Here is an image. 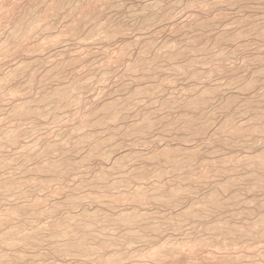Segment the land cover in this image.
<instances>
[{
	"label": "rangeland",
	"instance_id": "obj_1",
	"mask_svg": "<svg viewBox=\"0 0 264 264\" xmlns=\"http://www.w3.org/2000/svg\"><path fill=\"white\" fill-rule=\"evenodd\" d=\"M54 1L55 0L53 1L52 0H0V82L1 84L4 83L2 85L3 87H5L4 90H6L4 91V94L2 95L3 97L0 96L1 97L0 98L1 99L0 100V134H1L0 135V185L8 181L7 179L9 180L18 179L22 181H25L26 179L28 180L31 179L29 180L30 184H28L27 186L24 185L21 189H19V192H18V189H15L14 191L13 190L6 191L5 187L1 188L0 190L1 191L0 192L1 194L0 195V219L5 218L7 216L6 215L7 212L9 213V210H7V208L14 207L15 209H18V207L22 208V205L23 207L24 206L26 207L27 204H28L27 206L32 204L33 209L47 210V212L43 213L45 215L43 214L41 215L42 217L34 216L31 214L29 215V213L26 215L25 212L24 213L19 212L18 214L14 215V217L12 215L11 217L12 219L10 218L0 225V256H2L0 257V260H1L0 264H45V263L46 264H101V261L98 260L97 257H95L96 256L95 254L86 255V254L81 253L80 251H74V252L64 251L65 253L63 254L62 252L63 251L62 248L64 246L63 243H65L66 242L65 240L69 239L70 236L55 235L57 229L51 225L56 220L60 218L62 219L63 217L68 216V214L69 215L71 214L72 216L74 215L76 218L81 219L84 212H88L90 214L92 213L97 214L98 226L97 228L95 227L94 230H91L88 228L84 229L85 228L84 226L77 227V231H76L77 234L75 235V238L76 237L77 238H81V237L87 238L86 236L92 237L90 238L89 242L91 245L96 246V247L100 244L102 240H105L106 238L108 240H115L114 242L117 241L118 243H115L114 244L115 246L112 245L113 248L115 249L112 248L111 250L112 246H110V248H108V251L106 252L109 255L110 253L124 254L125 253L124 250H125L127 252L129 251L128 253L130 254H128L127 257L124 256L125 259L121 258L119 260L120 263L118 261L116 264H124V262H127L126 264H129V263L130 264H135V263H141V264L142 263L144 264H198V263L199 264H215V263L216 264H257L260 262H261L260 264H264V238L260 240H257V239L249 240L246 237L241 235L243 233L242 231H238L233 235V237L235 238L234 241L229 242V243L224 242L222 244H218L216 236L213 233V230L211 229L212 225L217 224L216 222H224V221H230L235 225H242V226H238V228H243V226H245L246 224L258 223L255 221L260 220L261 218L259 217L264 214V205H262L264 204V188L261 190L260 189L252 190L251 185L255 184V182L253 180L252 181L254 183L251 182L250 178L252 177L250 176H251L252 171L254 170V167L246 163H245L246 165L243 164L244 163L243 158L245 159L249 155L253 156L254 154L257 155L258 153H262V156H264V153H263L264 152L263 151L264 150L263 148L264 147V129H263L264 128V118H262L264 117V115L261 118H257V119L254 116L255 115L254 113L256 111V110L254 111V109H256L257 107H259V109H261V111L264 112V101H263L264 100V93H263L264 92V37L257 35V33L252 32L251 34V32H249L248 33L249 35L246 34L247 36L244 35L240 37V35H237L239 37L237 38L235 37L233 39L231 38L232 35L234 36L238 34L240 31L250 29L251 27V25L249 24L250 20L251 21L257 20V22L258 21L264 22L263 21L264 20V0H222V1L209 0L205 2L200 0L199 1L200 4L197 0H179L178 2H180V7L176 10L175 14L171 15L169 19L167 18L162 19V20L157 19L158 21L154 22L156 24L152 25L151 26L152 28L150 26H149L150 28L148 27L150 30L148 28H141L139 26L140 23L142 24L143 18L141 19V16L138 15L139 13L137 10L141 8V5L144 4V2H153L155 0H118L119 1L118 3H116L117 0H111L110 3H107L109 2L108 0L106 1L104 0H74V4L77 5V8H78L76 9L74 17L69 16V14L67 13L68 11H66L67 8L64 10L61 9L60 11H58V9H54L53 6L51 7V5H54L52 3H57L56 1L55 2ZM157 1H161L162 4L163 2H167L166 5L168 7H170L171 5L170 2L177 3L176 0L174 1L173 0H163V2L162 0H157ZM191 1L194 2L192 3L193 6L191 4L189 6L188 4ZM120 2L124 6H121ZM186 3L188 4L189 7L187 6ZM115 4H118L120 6L116 7L118 5H115ZM166 5L164 3V6ZM48 7L50 8V11ZM33 8H35L36 12ZM46 9L48 12L46 11ZM31 10H34L32 11L33 15L31 14ZM55 11H58V12H55ZM99 11H101V13H98ZM90 12L96 13V14H93L95 15V17L97 14L99 15L102 14L101 16L98 17L100 18V20L102 19L103 22H105V20L107 21L110 20L112 23H115L116 25L123 26L124 29L127 28L128 32H124L125 33L124 35H119V36L116 35V37H113V38H109V37L104 38V37H97V36H95L96 38H98L96 40H95V37L86 36L87 38H84L86 34L88 35L87 33L89 31L88 28H90L89 26H91L89 24L90 22L88 21L89 23L88 22L83 23L84 26L88 25L87 26L88 28L84 30L86 31V34L83 31V28L85 27L82 26L83 27L81 28L82 30L80 29V31H76L72 25L73 24L79 25L80 22H82V19H84L83 15L87 16V13L89 14ZM26 14L29 16L30 15L35 16V14H37L38 21H36L35 19L36 24H33L32 33L31 34L27 33L26 34L27 38L24 37V35L21 36L20 38H18V39H21L19 41L16 38H14V34L16 33L15 27H16L18 19L20 20L21 18L25 19V17L26 18L28 17ZM129 15L131 16V18ZM46 16H49V17L46 18ZM78 16L80 19H77ZM39 17H40V20H39ZM107 17H109V19ZM43 19H46V20L43 21ZM64 19L67 21H65ZM77 20H80V21H77ZM202 20L212 21L213 22L212 24H214V26L210 25V26H213L212 29L211 27L204 28L202 26L196 27L195 25H193L194 23L196 24ZM71 21L72 22L74 21V23H72ZM132 22L134 23V25H132L133 24ZM34 25H38V26H34ZM128 26L130 29L128 28ZM67 28L69 29L67 30ZM204 29H206V31ZM70 31L73 33V35L70 33ZM81 32L82 33L84 32L83 36ZM77 33L79 36H77ZM11 35L14 39H12ZM224 35L225 36L227 35V36L225 37ZM221 36H224L223 38L224 40L219 41L220 42L219 43L216 40L218 37H221ZM99 38H101V40ZM228 38H230L231 40ZM241 38H243V40ZM151 41L153 44H156L157 46H159L158 48L162 46L165 47L166 45H169V44L176 45L177 47L182 49L183 53L178 58H176L174 61L169 63V60L171 61V59L167 57L168 54L166 56V53L164 54L161 53V56L156 58L155 49H151L150 51L152 52L149 51L148 53L149 55H147V58L149 61H148V64L145 65L146 67L144 68L142 65L141 66L142 68L137 67L133 69L132 66H134L135 63L139 61L138 58H139V55L141 54V51ZM5 46H6V49L3 48ZM178 68L181 70H179ZM197 70L200 73H202V75H204L205 77L202 76L204 77L202 78L200 76L201 77L200 78V77L193 75L195 74V72H198ZM257 75L258 76L260 75L262 77H259V79H257L256 78ZM254 78L258 82L256 81L255 82L256 84H253L254 85L252 87L253 89H251V87L247 88L246 87L247 83ZM81 79L82 81H80ZM73 82H76L75 84H80L81 86L83 85L81 84V82L84 83L83 88H81L78 92V95L81 97V100H80L81 102L79 101L78 103H73V104L65 103L66 105L65 104L57 105L53 103L52 99L50 101V97L52 96L51 94L53 93L52 91H54L56 88L62 85L65 86L68 84H72ZM136 83L138 84L136 85ZM85 85H88V86H85ZM138 88L143 89V91L144 90L148 91L149 89H153V91L151 93L150 92L140 93L141 95L139 96L138 94V97H137V94H135L134 91ZM195 88L198 90H194ZM205 88H207V90ZM212 89H214V91ZM80 91H81V94H80ZM208 92H210V94H208ZM258 92H261V93H258ZM48 93H51V94H48ZM202 93H207L208 95H212V96L207 95L206 102L208 100L210 101H208L205 104L206 105L205 107L203 105L201 108H199V110H197V109L187 108L184 105L185 101L187 100V97L188 99H190L196 95L199 96ZM128 96L129 97L131 96V97L128 98ZM150 96L152 97L151 99H150ZM184 97L186 100H184ZM230 97L232 99L234 97V100L230 99ZM40 99H41V102L40 103L38 102L39 104H35L37 103L36 101H39ZM134 99H136V101ZM168 99L169 100L172 99L173 101L170 100L171 102L176 101V104L175 103L173 104L174 107L168 105L169 109L166 106V102L167 103L170 102L168 101ZM42 100L46 102V104L43 103L46 105V107L43 104L41 105V103L43 102ZM229 100H231V102ZM28 101L29 102L31 101V102L29 103ZM123 101L125 103H122ZM128 101L129 102L131 101V103H128ZM182 101H184V103ZM26 103L27 104L29 103L28 106H31V104H33L32 107L35 109L36 107L44 106L45 108H48V111L52 113L45 114L46 116L45 115L41 117L38 116L39 117L38 119H36L37 118L36 115H34L33 117H30V119L29 118L24 119L22 117H16L12 114L14 113L15 104H26ZM108 103H116L118 106H120L119 108H122L125 105L123 107V110L120 109L123 112L122 118H117V120L115 119L103 120L104 117H106V111H104L103 109L106 104L108 105ZM248 103L252 105L258 104V106H255V108H251V107H248L247 105ZM164 105L166 106L167 110L164 108L165 107ZM170 107H173V108H170ZM246 108L250 110L247 111ZM175 109L177 112L175 111ZM186 113H188V116L191 115L195 118L196 122L194 124V127L195 126L197 127L191 130L182 127L183 126V123H181L182 117L180 116ZM195 113L197 114L196 116L198 118L195 116ZM201 113L202 115H200ZM10 114H12V116H10ZM149 114H151L152 116H150ZM230 114L233 118V125L229 129H225L229 132L228 133V132H225V130H223V128L221 127H223L225 123L224 121L227 122V119L230 118ZM14 117L16 120L14 119ZM146 117L152 120L149 121V119ZM142 120H146L148 122L145 121L144 123V121ZM84 121L85 123L88 122V124L87 123L85 124ZM151 121L154 123H152ZM155 121L157 122L155 123ZM98 124L100 125L101 128L99 127ZM136 124L138 126H143V127H147L148 125H151L152 128L148 126L149 128L145 129V132L137 133L136 131H132L133 126H135ZM88 125L89 127H87ZM82 126L83 128H81ZM254 126L256 129H254ZM16 127H18L19 129ZM204 127L205 128L208 127V128L204 130ZM219 128L222 129L224 132L222 130L218 131L217 129ZM12 129L13 131H11ZM15 130H18L20 133L16 137L15 140H11L8 137H6L7 136L6 134H8V132H14ZM116 130H118L119 133ZM4 131H5L6 136L4 135ZM6 131L8 132L6 133ZM144 135L146 136L144 137ZM87 136L89 137L88 140L84 138V137L88 138ZM108 136L109 137L111 136V137L109 138ZM196 136H199V137H196ZM234 137L235 139H233ZM79 140H83L82 142L83 144L81 143V146L77 148L76 143ZM97 142H102V145L97 146V149L99 151L104 150V149H107V150L109 149L108 151L110 153L109 157L107 156V159H106L103 156H102L103 158H101L100 155H94L92 157H89V159H86V157H88L89 153L91 152L90 150L94 148V145ZM51 144L57 145V146H53L54 147L53 151L49 152L47 149H49L48 145H51ZM223 144L225 145V147ZM166 146H170L174 148L175 150L177 148L176 153H177V156H180V157H182L184 154L189 155L190 153L191 154L193 153V156H192V161L194 160L193 164L192 165L184 164L185 166L183 165L180 168L179 167L176 168L170 162H168L167 164L165 160L156 159V158L155 160L149 159L151 155L152 157H154L155 156L154 154L156 152L161 151ZM25 147L26 148L28 147V149H26ZM118 147H122V148H118ZM38 153H41V154H38ZM181 153L183 155H180ZM256 155L253 157H256ZM116 157H118L119 159ZM144 157H145V160H144ZM44 158H49L56 163L59 162L60 164H63L66 162H72V163L78 164V166H76V168L75 166H72V167L70 166L69 169H67L66 171L67 173L66 172L63 173L64 176H62V178L56 179V178H53L54 176H52L51 171L40 170L41 171L40 172L37 169L40 166L39 167H36V166L40 164L44 165V163H46L45 162L46 159ZM115 159H117V161ZM239 159L241 160V162ZM143 168L147 170L149 169V172H151V175H148L146 178L142 180L135 181L136 180L135 179L134 181H132V185L130 184L129 186H126L123 183V180L128 179L130 177V174L132 176V174L136 173L137 170L142 171ZM101 170H107L109 172V174L107 175L108 177L106 178L107 180L104 179L103 183H101L102 180H100L99 182L98 179L96 178V173L98 174L99 172H101ZM259 170L261 171L262 173L261 175L264 178V172H263L264 169H259ZM156 172L158 173L160 172L161 174L158 175ZM152 173L155 174L154 175L155 178L153 177ZM156 174L157 176H159V178L156 176ZM127 175L129 176L127 177ZM95 179L97 181H95ZM230 179H236L237 185L228 187L225 189L222 188L221 185L225 184V182L229 181ZM42 180H47L48 183L51 182L48 184L50 187H48V185H45L46 187L42 186L41 185ZM193 181L195 182L194 184H193ZM154 183L155 185L156 183H159L157 185H162L165 188L166 187L169 188L170 186H173V185L182 186V187L189 186L192 191L190 193L191 194L193 192L194 193L192 195L191 194L188 195L189 194L188 193L186 194L187 196L186 195L182 196L181 198L182 203L180 204L179 207L178 206L169 207V205L165 206L160 203H153L155 201L152 199H149L150 200L148 201L149 203L145 205L144 204L136 205V203L133 201L134 197L131 191L134 190L137 185L142 184L143 187H145L146 190H148L149 193L151 194L155 191V189L152 190L155 187ZM151 185H154V186H151ZM217 189H218V192L223 202L222 207L220 206L217 208H214V207L211 208L209 204H206L205 202H204L205 204L201 203L206 197V195L210 194V192L217 190ZM8 191L10 192L11 196L9 195ZM2 192L8 195L3 194ZM235 193H238L239 196H241L244 199H242L239 196L235 197ZM69 194L82 196V198L79 199V202L75 204H70L69 200L71 199H69L68 197L70 196ZM199 198H201L202 201ZM236 198L237 200L238 198H240L239 199L240 202L236 201ZM197 199L200 200L199 202L202 204L201 206H203L204 208L199 206L200 203H198ZM193 200L194 202L197 200L198 205H196L197 203H192ZM191 204L195 206L194 208H203L205 211L203 213L200 212L198 215L194 216L191 219L182 221L183 224L181 222V224H179L181 226L178 228L179 225H177L175 228L174 227L175 225H173V223L175 222V218H177L176 222L177 220H179L178 218L179 216L176 213H178V211H180L181 209L183 211V209L190 207ZM192 205L190 208H193ZM53 208H56L57 210L56 209L54 210ZM51 209H53V211H51ZM134 211H140V213L144 212L143 214L149 215L150 216L149 220L151 222H154V223H150L149 220L147 221L148 223H150L149 225H150L151 230L150 229L142 230L140 227L132 226L134 229L139 230L141 234L143 235V237L145 236L144 238H142V235L139 234L141 238L139 236V237L131 239L127 235L129 231L128 225L125 226V224L121 222H118L119 225H116L117 221L115 220H113L112 222V219L118 213H121V212L133 213ZM175 214L177 215V217ZM203 215L206 217H204ZM107 216L110 218H108ZM111 216L113 217L112 219H111ZM153 217L156 218L155 221ZM195 217L196 219H194ZM173 218L174 220H172ZM159 220H160V223H159ZM114 222L115 224H113ZM155 222L158 225L161 224L160 226L163 229V230L161 229L162 231H156L157 234L154 233L155 230L151 228V224L153 226V224L154 225L156 224ZM44 223H46V226L44 225ZM163 225L165 227H163ZM9 228L10 229L16 228L15 236L18 241L13 242V243L10 242L8 233H7L9 231ZM63 228H67V227L63 226ZM48 229H50L51 231ZM4 231H6V233H4ZM38 231H40V233ZM29 236L33 239L29 238L28 240H26V238ZM94 236L97 240L94 238ZM103 236L104 238H102ZM23 239H25V242L23 241ZM125 240L127 241V243ZM119 241L121 242L119 243ZM122 242L124 244V245L122 244L123 246L121 245ZM202 242H205V243H202ZM117 244H120V245H117ZM173 246H175L174 247L175 250L171 252L170 249ZM157 247L159 249H157ZM164 247L168 248L170 253L169 251H167L168 249ZM56 248L58 249V251ZM119 249L121 252L119 251ZM161 249L164 252L161 251ZM55 251H57L58 254L55 253ZM130 251H132L133 254H131ZM95 260L98 262H96ZM102 264L104 263L102 262Z\"/></svg>",
	"mask_w": 264,
	"mask_h": 264
},
{
	"label": "bare ground",
	"instance_id": "obj_2",
	"mask_svg": "<svg viewBox=\"0 0 264 264\" xmlns=\"http://www.w3.org/2000/svg\"><path fill=\"white\" fill-rule=\"evenodd\" d=\"M53 1V0H52ZM57 3H52V4H54V5H51V3H50V5H51V7L53 6V8L54 9H58V11H60L61 9L62 10H64V9H66V11H68L67 13L69 14V16L70 17H74L75 16V12H76V9H78L77 8V5H75L74 4V0H55ZM54 1V2H55ZM104 1H106V0H104ZM109 2H107V3H110V1L111 0H108ZM174 1V0H173ZM177 1V3H171L170 1H168V2H170V7H168L167 5H166V3L167 2H163V0H162V2H163V4L161 3V1H157V0H155V1H153V2H144V4H142L141 5V8L139 9V10H137L138 11V15H140L141 16V19L143 18V22H142V24L140 23V27L141 28H148L149 26L151 27L152 25H155L156 23H154L155 21H158L157 19H169V17L171 16V15H173V14H175V12H176V10L180 7V2H178L179 0H176ZM175 1V2H176ZM198 2L200 1V0H197ZM202 1H209V0H202ZM212 1V0H211ZM218 1V0H217ZM220 1H222V0H220ZM116 2V1H115ZM114 2V3H115ZM119 1L117 0V2L116 3H118ZM247 2V1H246ZM41 3H42V1H41ZM106 3V4H107ZM111 3H113V2H111ZM164 3H165V5L166 6H164ZM192 3H194L193 1H191V2H189L188 4H189V6H190V4L193 6V4ZM203 3V2H202ZM207 3V2H206ZM205 3V4H206ZM187 4V3H186ZM188 4H187V6H188ZM199 4H200V2H199ZM210 4V3H209ZM237 4V3H236ZM243 4V3H242ZM114 5V4H113ZM115 5H118V4H115ZM120 5L121 6H124L121 2H120ZM120 5H118V6H116V7H119ZM183 5H184V3H183ZM194 5H196V4H194ZM203 5V4H202ZM220 5H222V4H220ZM241 5V4H240ZM107 6V5H106ZM186 6V5H185ZM188 6V7H189ZM211 6V5H210ZM209 7V6H208ZM220 7V6H219ZM218 7V8H219ZM235 7V6H234ZM135 8V7H134ZM191 8V7H190ZM252 8V7H251ZM34 10H35V8H33ZM48 9H49V11H50V8L48 7ZM91 9V8H90ZM208 9V8H207ZM34 10H31V14H32V11H34ZM53 10V9H52ZM99 10V9H98ZM112 10V9H111ZM172 11V12H170V11ZM214 10V9H213ZM221 10V9H220ZM234 10V9H233ZM46 11H47V9H46ZM58 11H55V12H58ZM89 11V10H88ZM92 11V10H91ZM93 11H94V9H93ZM96 11H97V9H96ZM192 11V10H191ZM224 11V10H223ZM30 12V11H29ZM35 12H36V10H35ZM48 12V11H47ZM52 12V11H51ZM190 12V11H189ZM188 12V13H189ZM198 12V11H197ZM200 12V11H199ZM28 13V12H27ZM45 13V12H44ZM61 13V12H60ZM91 13V12H90ZM88 14L87 13V16L86 15H83V17H84V19H82V22H80V24L78 25H72L73 26V28L76 30V31H80V29L81 28H83V27H85V28H83V31L84 30H86V28H88L87 26H84L83 25V23H87L88 21L90 22H88L91 26H89L90 28H88L89 29V31L87 32L88 33V35L86 34V31H84L85 32V36H84V38H87L86 36H89V37H95V36H97V37H109V38H113V37H116V35H124L125 33L124 32H128L127 31V28H125L124 29V27L123 26H119V25H116L115 23H112L110 20H105V22H103L102 21V19L100 20V18H98L99 16H101V15H99V14H97L96 15V17H95V15H93V14H96V13H94V12H92L91 14ZM98 13H101V11H99ZM116 13V12H115ZM193 13H195V12H193ZM224 13V12H223ZM259 13V12H258ZM30 14V13H29ZM46 14V13H45ZM48 14V13H47ZM51 14V13H50ZM228 14V13H227ZM27 15V14H26ZM33 15V14H32ZM32 15H30V16H32ZM64 15V14H63ZM133 15V14H132ZM136 15V14H135ZM186 15V14H185ZM192 15V14H191ZM200 15V14H199ZM28 17L26 18L25 17V19H23V18H21L20 20L18 19V21H17V24H16V33L14 34V38H16L17 40H21V39H18V38H20L21 36H23L24 35V37H26V34L28 33V34H31L32 33V29H33V24H36V21H38L37 20V14H35V16H32V17H30L29 15H27ZM43 16V15H42ZM61 16H62V14H61ZM65 16V15H64ZM86 16V17H85ZM105 16V15H104ZM130 16V15H129ZM128 16V17H129ZM223 16V15H222ZM245 16V15H244ZM252 16V15H251ZM47 17H49V16H46V18ZM81 17V16H80ZM124 17V16H123ZM136 17V16H135ZM185 17V16H184ZM43 18V17H42ZM76 18V17H75ZM108 19H109V17H107ZM112 18V17H111ZM130 18H131V16H130ZM172 18V17H171ZM230 18V17H229ZM233 18V17H232ZM254 18V17H253ZM35 19H36V21H35ZM68 19V18H67ZM72 19H74V18H72ZM77 19H80L79 18V16H78V18ZM105 19H106V17H105ZM114 19V18H113ZM126 19V18H125ZM182 19V18H181ZM212 19V18H211ZM39 20H40V17H39ZM44 20H46V19H43V21ZM65 20V19H64ZM69 20V19H68ZM186 20V19H185ZM249 20V19H248ZM33 21H34V23H33ZM48 21V20H47ZM57 21V20H56ZM59 21V20H58ZM65 21H67V20H65ZM76 21V20H75ZM77 21H80V20H77ZM127 21V20H126ZM134 21V20H133ZM189 21V20H188ZM234 21H236V20H234ZM239 21V20H238ZM246 21H247V19H246ZM264 21V20H263ZM72 22V21H71ZM114 22V21H113ZM162 22V21H161ZM180 22V21H179ZM250 23V25H251V27H250V29H247V30H243V31H240L238 34H236V35H232L231 36V38L233 39V38H237V37H239V36H237V35H240V37L241 36H244V35H249L248 33L249 32H251V34H252V32L253 33H257V35H260V36H262V37H264V22H257V20H255V21H249ZM38 23V22H37ZM43 23V22H42ZM45 23V22H44ZM72 23H74V21L72 22ZM78 23V22H77ZM117 23V22H116ZM128 23V22H127ZM133 23V22H132ZM177 23V22H176ZM190 23V22H189ZM213 22L212 21H205V20H202V21H200V22H198V23H196L197 25H199V26H197L195 23L193 24V25H195L196 27H200V26H202V27H204V28H209V27H211V29H212V27L214 26V24H212ZM242 23V22H241ZM244 23V22H243ZM76 24V23H75ZM118 24V23H117ZM120 24H121V22H120ZM164 24V23H163ZM248 24V23H247ZM31 25H32V27H31ZM42 25V24H41ZM71 25V24H70ZM124 25H125V23H124ZM132 25H134V23L132 24ZM191 25V24H190ZM210 25H213V26H210ZM34 26H38V25H34ZM48 26V25H47ZM50 26V25H49ZM69 26V25H68ZM83 26V27H82ZM136 26H137V24H136ZM135 26V27H136ZM176 26V25H175ZM226 26V25H225ZM225 26H224V28H225ZM41 27V26H40ZM51 27V26H50ZM53 27V26H52ZM149 27V28H150ZM179 27V26H178ZM187 27V26H186ZM218 27V26H217ZM39 28V27H38ZM46 28V27H45ZM44 28V29H45ZM128 28H129V26H128ZM140 28V29H141ZM148 28V29H149ZM152 28V27H151ZM173 28V27H172ZM185 28V27H184ZM216 28V27H215ZM69 28H67V30H68ZM73 29V30H74ZM130 29V28H129ZM133 29H134V27H133ZM198 29V28H197ZM210 29V30H211ZM230 29H232V28H230ZM234 29V28H233ZM36 30V29H35ZM47 30V29H46ZM64 30V29H63ZM82 30V29H81ZM150 30V29H149ZM163 30V29H162ZM201 30H203V29H201ZM200 30V31H201ZM205 31H206V29H204ZM15 31V30H14ZM69 32V31H68ZM83 32V33H84ZM144 32V31H143ZM202 32V31H201ZM14 33V32H13ZM70 33L73 35V33L70 31ZM69 33V34H70ZM75 33V32H74ZM82 33V32H81ZM83 33H82V36H83ZM137 33V32H136ZM139 33V32H138ZM223 33V32H222ZM225 33V32H224ZM42 34V33H41ZM40 34V35H41ZM143 34V33H142ZM203 34V33H202ZM206 34V33H205ZM76 35V34H75ZM134 35V34H133ZM246 35V36H247ZM10 36V35H9ZM77 36H79L78 35V33H77ZM81 36V35H80ZM197 36V35H196ZM225 36V35H224ZM224 36H221V37H218L217 38V40L216 41H221V40H224L223 38H224ZM227 36V35H226ZM225 36V37H226ZM11 37H12V35H11ZM29 37V36H28ZM153 37V36H152ZM186 37V36H185ZM229 37V36H228ZM254 37V36H253ZM257 37V36H256ZM261 37V38H262ZM13 37H12V39H14ZM27 38V37H26ZM25 38V39H26ZM77 38V37H76ZM103 38V39H104ZM109 38H107V39H109ZM141 38V37H140ZM148 38V37H147ZM150 38V37H149ZM244 38V37H243ZM243 38H241L242 40H243ZM259 38V37H258ZM71 39V38H70ZM90 39H92V38H90ZM96 39H98V38H96L95 37V40ZM100 40H101V38H99ZM142 39V38H141ZM140 39V40H141ZM228 39H230V38H228ZM263 39V38H262ZM10 40V39H9ZM69 40V39H68ZM148 40V39H147ZM226 40V39H225ZM231 40V39H230ZM245 40V39H244ZM144 41V40H143ZM215 41V42H216ZM227 41H229V40H227ZM12 42H13V40H12ZM78 42V41H77ZM136 42V41H135ZM154 42V41H153ZM217 42V43H218ZM11 43V42H10ZM63 43V42H62ZM220 43V42H219ZM222 43V42H221ZM228 43V42H227ZM7 44V43H6ZM15 44V43H14ZM38 44V43H37ZM44 44V43H43ZM42 44V45H43ZM82 44V43H81ZM83 44H85V43H83ZM127 44V43H126ZM235 44V43H234ZM67 45V44H66ZM91 45V44H90ZM12 46V45H11ZM16 46V45H15ZM194 46V45H193ZM82 47H83V45H82ZM159 46H157L156 44H153L152 43V41L148 44V45H146L145 46V48L141 51V54L139 55V58H138V62L137 63H135V65L134 66H132L133 67V69H135V68H137V67H141L142 65H143V67L145 68L146 66L145 65H147L148 64V58H147V55H149L148 53H149V51L151 50V49H155V51H156V55H155V53H154V55H155V57L157 58V57H159V56H161V53H166V56H167V54H168V58L169 59H171V61L169 60V63L170 62H172V61H174L176 58H178L180 55H182V49L181 48H179V47H177L176 45H166L165 47L164 46H162L163 47V49H162V47H160V48H158ZM250 47V46H249ZM3 48H5L6 49V46L5 47H3ZM4 49V50H5ZM8 49V48H7ZM11 49V48H10ZM9 49V50H10ZM68 49V48H67ZM125 49V48H124ZM135 49H137V48H135ZM14 50H16V49H14ZM131 50V49H130ZM259 50V49H258ZM17 52V51H16ZM150 52H152V51H150ZM138 53V52H137ZM140 53V52H139ZM153 54V53H152ZM163 56V55H162ZM164 57H165V55H164ZM166 57V58H167ZM230 57V56H229ZM114 58V57H113ZM153 58V57H152ZM151 58V59H152ZM191 60V59H190ZM152 61V60H151ZM5 62V61H4ZM176 62V61H175ZM189 62H191V61H189ZM202 62V61H201ZM133 63V62H132ZM158 63V62H157ZM178 63V62H177ZM156 64V63H155ZM163 64V63H162ZM166 64V63H165ZM188 64V63H187ZM193 65V64H192ZM59 66V65H58ZM57 66V67H58ZM151 66V65H150ZM194 66V65H193ZM149 67V66H148ZM152 67V66H151ZM179 67V66H178ZM189 67H190V65H189ZM124 68V67H123ZM142 68V67H141ZM173 68V67H172ZM17 69V68H16ZM20 69V68H19ZM26 69V68H25ZM59 69V68H58ZM95 69V68H94ZM127 69H129V68H127ZM177 69V68H176ZM179 69V68H178ZM183 69V68H182ZM184 69H185V67H184ZM101 70V69H100ZM110 70V69H109ZM142 70V69H141ZM149 70V69H148ZM151 70V69H150ZM179 70H181V69H179ZM15 71V70H14ZM19 71V70H18ZM112 71V70H111ZM135 71V70H134ZM138 71V70H137ZM147 71V70H146ZM161 71V70H160ZM191 71V70H190ZM194 71V70H193ZM198 71V70H197ZM97 72V71H96ZM126 72H128V71H126ZM151 72V71H150ZM172 72V71H171ZM180 72V71H179ZM211 72V71H210ZM219 72V71H218ZM54 73V72H53ZM98 73V72H97ZM137 73V72H136ZM141 73H142V71H141ZM146 73V72H145ZM156 73V72H155ZM186 73V72H185ZM16 74V73H15ZM150 74V73H149ZM162 74V73H161ZM10 75V74H9ZM12 75V74H11ZM134 75V74H133ZM184 75V74H183ZM193 75H195V76H197V77H202V76H204V75H202V73H200L199 71L198 72H195V74H193ZM209 75V74H208ZM14 76V75H13ZM58 76V75H57ZM137 76V75H136ZM155 76H156V74H155ZM160 76V75H159ZM211 76V75H210ZM220 76V75H219ZM10 77H12V76H10ZM79 77V76H78ZM138 77V76H137ZM151 77V76H150ZM200 77V78H201ZM205 77V76H204ZM204 77H202V78H204ZM259 77H262V76H256V78L257 79H259ZM7 78H9V77H7ZM81 78V77H80ZM91 78V77H90ZM89 78V79H90ZM127 78V77H126ZM156 78V77H155ZM172 78V77H171ZM188 78V77H187ZM192 78V77H191ZM190 78V79H191ZM13 79H15V78H13ZM33 79V78H32ZM137 79V78H136ZM180 79V78H179ZM197 79V78H196ZM206 79V78H205ZM210 79V78H209ZM6 80V79H5ZM88 80V79H87ZM104 80V79H103ZM133 80H135V79H133ZM150 80V79H149ZM173 80V79H172ZM198 80V79H197ZM200 80V79H199ZM203 80V79H202ZM201 80V81H202ZM232 80V79H231ZM262 80V79H261ZM2 81H3V79H2ZM59 81V80H58ZM80 81H82V79L80 80ZM86 81V80H85ZM143 81V80H142ZM257 80L254 78V79H252V80H250L248 83H247V85H246V87L247 88H249V87H251V89H253L252 87L254 86L253 84H256L255 82H256ZM68 82V81H67ZM66 82V83H67ZM87 82H89V81H87ZM101 82V81H100ZM193 82V81H192ZM258 82V81H257ZM76 82H73L72 84H68V85H62V86H60V87H58V88H56L54 91H52L53 93L51 94V93H48V94H51L52 96L50 97V101H51V99H52V101H53V103H55V104H65V103H67V104H73V103H78L80 100H81V97L78 95V92H79V90L81 89V88H83V86H84V83H82L81 82V84H83L82 86L80 85V84H75ZM79 83V82H78ZM94 83H95V81H94ZM98 83V82H97ZM145 83V82H144ZM143 83V84H144ZM181 83V82H180ZM184 83V82H183ZM182 83V84H183ZM200 83V82H199ZM214 83V82H213ZM223 83V82H222ZM233 83V82H232ZM244 83V82H243ZM2 84H4V83H2ZM1 84V82H0V96H2L3 94H4V91H6V90H4V88L5 87H3V85ZM104 84V83H103ZM138 83H136V85H137ZM91 85V84H90ZM173 85V84H172ZM237 85V84H236ZM5 86V85H4ZM28 86V85H27ZM85 86H88V85H85ZM96 86V85H95ZM128 86V85H127ZM175 86V85H174ZM176 86H178V85H176ZM188 86V85H187ZM214 86V85H213ZM235 86V85H234ZM89 87H91V86H89ZM97 87V86H96ZM157 87V86H156ZM196 87H198V86H196ZM203 87V86H202ZM216 87V86H215ZM55 88V87H54ZM126 88V87H125ZM124 88V89H125ZM144 88V87H143ZM150 88V87H149ZM148 88V89H149ZM158 88V87H157ZM219 88V87H218ZM155 89V88H154ZM159 89V88H158ZM193 89V88H192ZM201 89V88H200ZM206 90H207V88H205ZM215 89V88H214ZM214 89H212L213 91H214ZM220 89V88H219ZM218 89V90H219ZM239 89V88H238ZM32 90V89H31ZM151 90V91H150ZM160 90V89H159ZM168 90V89H167ZM194 90H198V89H194ZM205 90V91H206ZM221 90V89H220ZM245 90V89H244ZM248 90V89H247ZM95 91H97V90H95ZM153 91V89H149L148 91H143V89H136L134 92H135V94H137V97H138V94H139V96L141 95L140 93H144V92H152ZM157 91V90H156ZM192 91V90H191ZM87 92V91H86ZM202 92V91H201ZM211 92V91H210ZM210 92H208V94H210ZM231 92V91H230ZM245 92V91H244ZM244 92H242V93H244ZM249 92V91H248ZM263 92V91H262ZM6 93V92H5ZM83 93V92H82ZM182 93V92H181ZM192 93V92H191ZM197 93V92H196ZM257 93V92H256ZM258 93H261V92H258ZM264 93V92H263ZM80 94H81V91H80ZM125 94V93H124ZM124 94H122V95H124ZM134 94V93H133ZM154 94H155V92H154ZM207 93H202V94H200L199 96H194V97H192V98H190V99H188V97H187V100L185 99V97H184V100H186L185 101V106L187 107V108H190V109H197V110H199V108H201L203 105H204V107L206 106L205 104L208 102V101H210V100H208L207 102H206V100H207V95H208ZM249 94V93H248ZM8 95V94H7ZM90 95V94H89ZM150 95V94H149ZM161 95V94H160ZM163 95V94H162ZM235 95V94H234ZM245 95V94H244ZM46 96V95H45ZM50 96V95H49ZM133 96V95H132ZM152 96H154V95H152ZM187 96V95H186ZM190 96V95H189ZM208 96H212V95H208ZM3 97V96H2ZM6 97V96H5ZM131 97V96H130ZM129 96H128V98H130ZM134 97V96H133ZM170 97V96H169ZM236 97V96H235ZM1 98V97H0ZM37 98V97H36ZM40 98V97H39ZM38 98V99H39ZM42 98V97H41ZM83 98V97H82ZM127 98V99H128ZM136 98V97H135ZM152 97L150 96V99H151ZM179 98V97H178ZM29 99V98H28ZM27 99V100H28ZM137 99V98H136ZM136 99H134L135 101H136ZM210 99V98H209ZM230 99H232L231 97H230ZM1 100V99H0ZM21 100V99H20ZM35 100H37V99H35ZM45 100H47V99H45ZM130 100V99H129ZM171 101H173L172 99H170ZM169 99H168V101H170ZM232 100H234V97H233V99ZM43 101V100H42ZM126 101V100H125ZM154 101V100H153ZM166 102V106H167V108H168V105H170V106H173V104L175 103L176 104V101L175 102ZM212 101V100H211ZM230 102H231V100H229ZM243 101V100H242ZM264 101V100H263ZM262 101V102H263ZM23 102V101H22ZM24 102H26V101H24ZM29 102V101H28ZM31 102V101H30ZM29 102V103H30ZM37 103H35V104H39L40 102H41V99L39 100V101H36ZM39 102V103H38ZM81 102V101H80ZM86 102V101H85ZM90 102V101H89ZM180 102V101H179ZM183 103H184V101H182ZM225 102V101H224ZM236 102V101H235ZM240 102V101H239ZM261 102V103H262ZM28 103V104H29ZM43 103H45L46 104V102L45 101H43L42 103H41V105L43 104ZM91 103V102H90ZM122 103H125L124 101L122 102ZM128 103H131V101L129 102L128 101ZM133 103H135V102H133ZM137 103V102H136ZM228 103V102H227ZM233 103V102H232ZM232 103H230V104H232ZM28 104L26 103V104H15V109H14V113H12L14 116H16V117H22V118H29L30 119V117H33L34 115H36L37 116V118L36 119H38L39 117L38 116H43V115H45V114H49V113H52V112H50V111H48V108H45L46 107V105L45 104H43V105H45V107L44 106H40V107H36V109L35 108H33L32 106H33V104H31V106H28ZM34 104V105H35ZM84 104V103H83ZM138 104V103H137ZM152 104V103H151ZM182 104V103H181ZM211 104V103H210ZM66 105V104H65ZM107 105V104H106ZM105 105V106H106ZM131 105V104H130ZM136 105V104H135ZM178 105H179V103H178ZM246 105V104H245ZM245 105H243V106H245ZM248 105V107H251V108H255V106H258V104L257 105H252V104H247ZM261 105V104H260ZM37 106V105H36ZM50 106V105H49ZM56 106V105H55ZM72 106V105H71ZM71 106H69V107H71ZM77 106V105H76ZM83 106V105H82ZM104 106V111H106V117H104V119H103V117H102V119L103 120H113V119H115V120H117V118H122V111L120 110V109H122L123 110V107L125 106H123L122 108H119L120 106H118L116 103H108V105L105 107ZM128 106H129V104H128ZM139 106V105H138ZM165 106V105H164ZM166 106L164 107L165 109H166ZM228 106V105H227ZM226 106V107H227ZM230 106V105H229ZM232 106V105H231ZM148 107V106H147ZM174 107V106H173ZM173 107H170V108H173ZM209 107V106H208ZM207 107V108H208ZM222 107V106H221ZM225 107V106H224ZM262 107V106H261ZM67 108V107H66ZM81 108V107H80ZM86 108V107H85ZM102 108V107H101ZM133 108V107H132ZM210 108H212V107H210ZM50 109V108H49ZM57 109H58V107H57ZM60 109V108H59ZM100 109V108H99ZM128 109V108H127ZM136 109V108H135ZM144 109V108H143ZM169 109V108H168ZM205 109V108H204ZM238 109V108H237ZM243 109V108H242ZM247 109V108H246ZM245 109V110H246ZM64 110V109H63ZM75 110V109H74ZM102 110V109H101ZM100 110V111H101ZM164 110V109H163ZM167 110V109H166ZM170 110H172V109H170ZM174 110V109H173ZM202 110V109H201ZM244 110V109H243ZM248 110H250V109H247V111ZM256 110V111H255ZM12 111H13V109H12ZM81 111V110H80ZM99 111V112H100ZM130 111V110H129ZM137 111V110H136ZM175 111H176V109H175ZM187 111V110H186ZM215 111V110H214ZM225 111V110H224ZM254 111H255V118L257 119V118H261L263 115H264V112H262L261 111V109H259V107H257L256 109H254ZM57 112V111H56ZM98 112V111H97ZM102 112V111H101ZM100 112V113H101ZM177 112V111H176ZM185 112V111H184ZM201 112V111H200ZM199 112V113H200ZM212 112H213V110H212ZM251 112H253V111H251ZM96 113V112H95ZM105 113V112H104ZM146 113V112H145ZM203 113V112H202ZM202 113L200 114V115H202ZM236 113H237V111H236ZM6 114V113H5ZM12 114H10V116H12ZM78 114V113H77ZM90 114V113H89ZM125 114V113H124ZM148 114V113H147ZM174 114V113H173ZM228 114V113H227ZM251 114V113H250ZM253 114V113H252ZM53 115V114H52ZM52 115H50V116H52ZM92 115H93V113H92ZM126 115V114H125ZM129 115V114H128ZM138 115V114H137ZM150 116H152L151 114H149ZM169 115V114H168ZM197 114L195 113V116H196ZM223 115V114H222ZM35 116V117H36ZM46 116V115H45ZM49 116V115H48ZM103 116V115H102ZM105 116V115H104ZM157 116V115H156ZM214 116H216V115H214ZM221 116V115H220ZM7 117H8V115H7ZM138 117V116H137ZM136 117V118H137ZM155 117V116H154ZM161 117V116H160ZM168 117V116H167ZM166 117V118H167ZM180 117H182L181 118V120H182V122L181 123H183V126L182 127H184V128H186V129H193V128H195V127H197V126H195L194 127V124H195V122H196V120H195V118L193 117V116H191V115H189L188 116V113H186V114H183L182 116H180ZM197 117V116H196ZM207 117V116H206ZM11 118V117H10ZM54 118V117H53ZM127 118V117H126ZM134 118V117H133ZM135 118V119H136ZM146 118H148V117H146ZM145 118V119H146ZM198 118V117H197ZM196 118V119H197ZM214 118V117H213ZM229 118V117H228ZM239 118V117H238ZM262 118H264V117H262ZM14 119H15V117H14ZM13 119V120H14ZM42 119V118H41ZM86 119V118H85ZM124 119V118H123ZM134 119V120H135ZM149 119V121L150 120H152V119H150V118H148ZM154 119V118H153ZM226 119V118H225ZM251 119V118H250ZM16 120V119H15ZM160 120V119H159ZM200 120V119H199ZM255 120V119H254ZM9 121V120H8ZM67 121V120H66ZM80 121V120H79ZM95 121V120H94ZM142 121H144V123H145V121L146 120H142ZM207 121V120H206ZM252 121V120H251ZM109 122V121H108ZM107 122V123H108ZM119 122V121H118ZM146 122H148V121H146ZM152 122V121H151ZM157 121H155V123H156ZM178 122V121H177ZM180 122V121H179ZM208 122V121H207ZM214 122V121H213ZM225 122V123H224ZM223 123H224V125H223V127H221V128H223V130H225V129H229L230 127H232V125H233V118H232V116H231V114H230V118L229 119H227V122L226 121H224ZM10 123H11V121H10ZM14 123V122H13ZM12 123V124H13ZM55 123V122H54ZM84 123H85V121H84ZM87 124H88V122H86ZM85 123V124H86ZM95 123V122H94ZM105 123V122H104ZM152 123H154V122H152ZM171 123V122H170ZM53 124V123H52ZM100 124V123H99ZM98 124V125H99ZM103 124V123H102ZM118 124V123H117ZM132 124V123H131ZM135 124V123H134ZM151 124V123H150ZM178 124V123H177ZM217 124V123H216ZM35 125V124H34ZM34 125H33V127H34ZM89 125H90V123H89ZM89 125L87 126V127H89ZM106 125V124H105ZM115 125V124H114ZM142 125H144V124H142ZM155 125V124H154ZM181 125V124H180ZM204 125V124H203ZM202 125V126H203ZM214 125V124H213ZM222 125V124H221ZM220 125V126H221ZM248 125V124H247ZM9 126V125H8ZM36 126V125H35ZM86 126V125H85ZM145 126H147V125H145ZM148 126H150L151 127V125H148ZM143 127V126H138L137 124L135 125V126H133V128H132V131H136L137 133L138 132H141V133H143V132H145V129H147V128H149V127ZM152 126H153V124H152ZM201 126V127H202ZM236 126V125H235ZM242 126V125H241ZM249 126V125H248ZM263 126V125H262ZM15 127V126H14ZM44 127V126H43ZM73 127V126H72ZM86 127V128H87ZM99 127H100V125H99ZM200 127V128H201ZM16 128H18V127H16ZM71 128V127H70ZM81 128H83V126L81 127ZM101 128V127H100ZM152 128V127H151ZM155 128H156V126H155ZM181 128V127H180ZM208 127H204V130H206ZM238 128V127H237ZM262 128V127H261ZM260 128V129H261ZM19 129V128H18ZM47 129V128H46ZM76 129V128H75ZM102 129H103V127H102ZM101 129V130H102ZM118 129V128H117ZM183 129V128H182ZM198 129V128H197ZM213 129V128H212ZM242 129H244V128H242ZM254 129H256L255 128V126H254ZM264 129V128H263ZM5 130V129H4ZM9 130V129H8ZM44 130V129H43ZM90 130V129H89ZM128 130V129H127ZM130 130V129H129ZM195 130V129H194ZM200 130V129H199ZM209 130V129H208ZM207 130V131H208ZM218 131L220 130H222V129H217ZM222 130V131H223ZM251 130H253V129H251ZM250 130V131H251ZM10 131V130H9ZM11 131H13V129L11 130ZM31 131V130H30ZM29 131V132H30ZM46 131V130H45ZM87 131V130H86ZM103 131V130H102ZM107 131H108V129H107ZM116 131H118V130H116ZM163 131V130H162ZM182 131V130H181ZM234 131V130H233ZM241 131V130H240ZM260 131V130H259ZM8 131H6V133H7ZM20 132H22V131H20ZM71 132V131H70ZM79 132V131H78ZM106 132V131H105ZM150 132H151V130H150ZM165 132V131H164ZM189 132V131H188ZM196 132V131H195ZM198 132V131H197ZM200 132V131H199ZM224 132V131H223ZM225 132H228L227 130H225ZM238 132V131H237ZM242 132V131H241ZM73 133V132H72ZM75 133V132H74ZM90 133V132H89ZM118 133H119V131H118ZM123 133V132H122ZM218 133V132H217ZM221 133V132H220ZM229 133V132H228ZM248 133H249V131H248ZM20 133H19V131L18 130H15L14 132H8V134H6L5 135V131H4V135L6 136V137H8L9 139H11V140H15L16 139V137L19 135ZM22 134V133H21ZM76 134V133H75ZM92 134V133H91ZM96 134V133H95ZM102 134V133H101ZM116 134V133H115ZM124 134V133H123ZM140 134V133H139ZM196 134H198V133H196ZM200 134V133H199ZM222 134V133H221ZM1 135V134H0ZM89 135V134H88ZM100 135V134H99ZM138 135V134H137ZM143 135V134H142ZM147 135V134H146ZM146 135H144V137L146 136ZM169 135V134H168ZM194 135H195V133H194ZM205 135V134H204ZM207 135V134H206ZM224 135V134H223ZM4 136V137H5ZM65 136V135H64ZM83 136V135H82ZM112 136V135H111ZM110 136V137H111ZM118 136V135H117ZM121 136V135H120ZM119 136V137H120ZM88 137V136H87ZM94 137V136H93ZM109 137V136H108ZM109 137V138H110ZM176 137V136H175ZM189 137V136H188ZM195 137V136H194ZM196 137H199V136H196ZM204 137V136H203ZM3 138V137H2ZM1 138V139H2ZM49 138V137H48ZM86 140H88L89 139V137L88 138H86V137H84ZM91 138V137H90ZM113 138V137H112ZM209 138V137H208ZM220 138V137H219ZM228 138V137H227ZM226 138V139H227ZM240 138V137H239ZM250 138V137H249ZM253 138V137H252ZM4 139V138H3ZM7 139V138H6ZM5 139V140H6ZM25 139V138H24ZM41 139V138H40ZM66 139V138H65ZM72 139V138H71ZM83 139V138H82ZM102 139V138H101ZM115 139V138H114ZM126 139V138H125ZM203 139V138H202ZM210 139V138H209ZM229 139V138H228ZM233 139H235V137L233 138ZM8 140V139H7ZM70 140V139H69ZM77 140V139H76ZM184 140H185V138H184ZM191 140V139H190ZM208 140V139H207ZM224 140V139H223ZM230 140V139H229ZM243 140V139H242ZM43 141V140H42ZM113 141V140H112ZM144 141V140H143ZM206 141V140H205ZM221 141V140H220ZM219 141V142H220ZM225 141V140H224ZM239 141V140H238ZM241 141V140H240ZM4 142V141H3ZM11 142V141H10ZM13 142V141H12ZM19 142V141H18ZM39 142V141H38ZM60 142V141H59ZM83 142V140H79L77 143H76V147L77 148H79L80 146H81V143ZM104 142V141H103ZM167 142V141H166ZM191 142V141H190ZM226 142V141H225ZM232 142V141H231ZM6 143V142H5ZM26 143V142H25ZM185 143V142H184ZM229 143V142H228ZM4 144V143H3ZM10 144V143H9ZM15 144H16V142H15ZM38 144V143H37ZM56 144V143H55ZM74 144V143H73ZM83 144V143H82ZM238 144V143H237ZM243 144V143H242ZM241 144V145H242ZM251 144V143H250ZM11 145H12V143H11ZM34 145V144H33ZM36 145V144H35ZM69 145V144H68ZM88 145H90V144H88ZM100 145H102V142H97L95 145H94V148L92 149V150H90L88 153H89V155H88V157H86V159H89V157H92V156H94V155H100L101 156V158H103V157H105L106 159H107V156L109 157V149L107 150V149H104V150H98L97 149V146H100ZM111 145H112V143H111ZM132 145V144H131ZM182 145V144H181ZM222 145V144H221ZM224 145V144H223ZM15 146V145H14ZM19 146V145H18ZM29 146V145H28ZM49 147V149H47L49 152L51 151H53V149H54V147L53 146H57V145H53V144H51V145H48ZM61 146V145H60ZM91 146H92V144H91ZM209 146V145H208ZM237 146V145H236ZM239 146V145H238ZM9 147V146H8ZM22 147V146H21ZM38 147V146H37ZM64 147V146H63ZM109 147H111V146H109ZM224 147H225V145H224ZM227 147V146H226ZM26 148V147H25ZM32 148V147H31ZM116 148V147H115ZM118 148H122V147H118ZM151 148V147H150ZM181 148V147H180ZM188 148V147H187ZM240 148V147H239ZM243 148H244V146H243ZM264 148V147H263ZM26 149H28V147L26 148ZM34 149H36V148H34ZM44 149H45V147H44ZM124 149H126V148H124ZM130 149V148H129ZM148 149V148H147ZM158 149V148H157ZM162 149V148H161ZM32 150V149H31ZM46 150V151H47ZM56 150V149H55ZM77 150V149H76ZM111 150H113V149H111ZM110 150V151H111ZM119 150V149H118ZM200 150V149H199ZM241 150V149H240ZM251 150V149H250ZM257 150H259V149H257ZM34 151V150H33ZM180 151V150H179ZM185 151V150H184ZM189 151V150H188ZM221 151V150H220ZM264 151V150H263ZM151 152V151H150ZM177 148H176V150L174 149V148H172V147H170V146H166V147H164L161 151H159V152H156L154 155V157H152V155L149 157V159H154L155 160V158L156 159H162V160H165V162H167V164H168V162H170L174 167H181V166H183L184 164L186 165H192L193 164V161H192V156H193V153L191 154H189V155H186V154H180V155H183L182 157H180V156H177ZM181 152V151H180ZM203 152V151H202ZM212 152V151H211ZM26 153V152H25ZM32 153V152H31ZM44 153V152H43ZM204 153V152H203ZM264 153V152H263ZM29 154V153H28ZM38 154H41V153H38ZM45 154V153H44ZM188 154V153H187ZM197 154V153H196ZM200 154V153H199ZM224 154V153H223ZM238 154V153H237ZM260 154V155H259ZM87 155V154H86ZM112 155H114V154H112ZM140 155V154H139ZM179 155V154H178ZM195 155V154H194ZM214 155V154H213ZM235 155V154H234ZM256 154H254L253 156H255ZM260 157H259V156ZM29 156V155H28ZM27 156V157H28ZM46 156V155H45ZM49 156V155H48ZM103 156V157H102ZM111 156V155H110ZM117 156V155H116ZM147 156V155H146ZM197 156V155H196ZM231 156V155H230ZM237 156V155H236ZM245 156V155H244ZM252 155H249V156H247V158H243V164H249V165H251V166H253L254 167V170L252 171V173H251V176L250 177H252V178H250L251 179V182L252 183H254L255 182V184H253V185H255V186H253V185H251L252 187V190H256V189H263L264 188V178L262 177V173H261V171L259 170V169H264V156H262V153H258L257 155H256V157H251ZM35 157V156H34ZM40 157V156H39ZM83 157V156H82ZM98 157V156H97ZM148 157H147V159H148ZM195 157V156H194ZM233 157V156H232ZM30 158V157H29ZM43 158V157H42ZM41 158V159H42ZM104 158V159H105ZM116 158H118V157H116ZM130 158V157H129ZM227 158V157H226ZM19 159V158H18ZM27 159V158H26ZM44 159H46L45 160V162L46 163H44V165H42V164H40V165H38V166H36V167H39V168H37L39 171L40 170H48V171H51L52 172V176H54L53 178H56V179H58V178H62V176H64L63 175V173L64 172H66L67 171V169H69V167L71 166H75V168H76V166H78V164H76V163H72V162H66V163H63V164H60L59 162V164L58 163H56V162H54L53 160H51V159H49V158H44ZM74 159V158H73ZM105 159V160H106ZM119 159V158H118ZM121 159V158H120ZM124 159V158H123ZM141 159H143V158H141ZM149 159H148V161H149ZM205 159V158H204ZM22 160V159H21ZM30 160V159H29ZM85 160V159H84ZM92 160V159H91ZM104 160V161H105ZM116 161H117V159H115ZM126 160V159H125ZM129 160V159H128ZM144 160H145V157H144ZM233 160V159H232ZM240 160V159H239ZM57 161V160H56ZM95 161V160H94ZM98 161H99V159H98ZM116 161H114V162H116ZM121 161V160H120ZM138 161V160H137ZM151 161H153V160H151ZM42 162V161H41ZM64 162V161H63ZM74 162V161H73ZM75 162H76V160H75ZM78 162H80V161H78ZM107 162V161H106ZM109 162H111V161H109ZM162 162V161H161ZM160 162V163H161ZM237 162V161H236ZM240 162H241V160H240ZM108 163V162H107ZM120 163V162H119ZM154 163V162H153ZM207 163V162H206ZM205 163V164H206ZM214 163V162H213ZM24 164V163H23ZM31 164V163H30ZM114 164V163H113ZM112 164V165H113ZM117 164V163H116ZM212 164V163H211ZM224 164V163H223ZM245 164V165H246ZM42 165V166H41ZM122 165V164H121ZM120 165V166H121ZM171 165V166H172ZM184 165V166H185ZM217 165V164H216ZM229 165H230V163H229ZM106 166V165H105ZM225 166V165H224ZM238 166V165H237ZM241 166V165H240ZM244 166V165H243ZM101 167V166H100ZM152 167H154V166H152ZM163 167V166H162ZM170 167V166H169ZM192 167V166H191ZM106 168V167H105ZM109 168V167H108ZM190 168V167H189ZM9 169V168H8ZM7 169V170H8ZM100 169V168H99ZM98 169V170H99ZM102 169V168H101ZM117 169V168H116ZM172 169V168H171ZM213 169V168H212ZM244 169V168H243ZM37 170V171H38ZM78 170V169H77ZM137 170V169H136ZM167 170V169H166ZM80 171V170H79ZM85 171V170H84ZM100 171V170H99ZM117 171V170H116ZM139 170H137V172L136 171H134V172H136V173H134V174H132V176H131V174H130V177L128 178V179H125V180H123V183L126 185V186H129L130 184L132 185V181H134L135 179V181H137V180H142V179H144V178H146L148 175H151V172H149V169L147 170V169H144L143 168V170L142 171H139ZM212 171V170H211ZM225 171V170H224ZM238 171V170H237ZM41 172V171H40ZM73 172V171H72ZM76 172V171H75ZM123 172V171H122ZM131 172H133V171H131ZM130 172V173H131ZM197 172V171H196ZM217 172V171H216ZM264 172V171H263ZM42 173H44V172H42ZM49 173V172H48ZM67 173V172H66ZM74 173V172H73ZM112 173H114V172H112ZM154 173V172H153ZM152 173V174H153ZM158 175L159 174H161L160 172L158 173V172H156ZM183 173V172H182ZM192 173V172H191ZM209 173V172H208ZM222 173V172H221ZM250 173V172H249ZM109 174V172L107 171V170H101V172H99L98 174L96 173V178L98 179V181L100 182V180H102V182L101 183H103V180L104 179H106ZM126 174H128V173H126ZM157 174H156V176H157ZM163 174V173H162ZM170 174V173H169ZM187 174V173H186ZM25 175V174H24ZM46 175V174H45ZM125 175V174H124ZM154 175L155 174H153V177H154ZM44 176V175H43ZM110 176V175H109ZM126 176V175H125ZM129 175H127V177H128ZM169 176V175H168ZM234 176V175H233ZM247 176V175H246ZM13 177V176H12ZM15 177V176H14ZM111 177V176H110ZM113 177V176H112ZM126 177V178H127ZM158 178H159V176H157ZM18 178V177H17ZM114 178V177H113ZM149 178V177H148ZM155 178V177H154ZM161 178V177H160ZM183 178V177H182ZM55 179V180H56ZM94 179V178H93ZM152 179V178H151ZM229 179V178H228ZM242 179V178H241ZM240 179V180H241ZM6 180V179H5ZM8 181H6L5 183H3L2 185H0V190H1V188L2 187H5L6 188V191L7 190H15V189H18V192H19V189H21L24 185H28V184H30V181L29 180H31V179H23V180H25V181H22V180H18V179H7ZM107 180V179H106ZM105 180V181H106ZM112 180V179H111ZM146 180V179H145ZM149 180V179H148ZM160 180V179H159ZM159 180H157V181H159ZM192 180V179H191ZM195 180V179H194ZM215 180V179H214ZM239 180V181H240ZM243 180H244V178H243ZM245 180H246V178H245ZM254 182H253V181ZM40 181V180H39ZM50 181V180H49ZM57 181V180H56ZM55 181V182H56ZM59 181V180H58ZM94 181V180H93ZM95 181H97L96 179H95ZM249 181V180H248ZM145 182V181H144ZM151 182V181H150ZM176 182V181H175ZM241 182V181H240ZM49 183H51V182H49ZM48 182H47V180H42V183H41V185L42 186H45V185H48L49 184ZM97 183V182H96ZM106 183V182H105ZM138 183V182H137ZM195 182L193 181V184H194ZM257 183V184H256ZM157 184H159V183H156V185H155V183H154V185H155V187L152 189V190H154L155 189V191L153 192V193H149V191L148 190H146V188L145 187H143V185L141 184V185H137L136 187H135V189L134 190H132L131 192H132V194H133V201L136 203V205H145V204H147V203H149L148 201H150L149 199H152V200H154L155 202H153V203H160V204H163V205H165V206H167V205H169V207L170 206H175V207H179L180 206V204L182 203V196H185L186 194H188V195H190L191 193L190 192H192L191 191V188L188 186V187H182V186H170L169 188H165L164 186H162V185H157ZM204 184V183H203ZM223 184V183H222ZM245 184V183H244ZM96 185V184H95ZM154 185H151V186H154ZM165 185V184H164ZM208 185V184H207ZM220 185V184H219ZM235 185H237V180L236 179H230L229 181H227V182H225V184H223V185H221L222 186V188H228V187H232V186H235ZM239 185V184H238ZM167 186V185H166ZM216 186V185H215ZM46 187V186H45ZM48 187H50L49 185H48ZM53 187V186H52ZM4 188V189H5ZM26 188V187H25ZM126 188V187H125ZM151 189V188H150ZM3 190V189H2ZM28 190V189H27ZM196 190V189H195ZM240 190V189H239ZM12 191V192H13ZM17 191V190H16ZM15 191V192H16ZM22 191V190H21ZM20 191V192H21ZM1 192V191H0ZM5 192V191H4ZM17 192V193H18ZM28 192V191H27ZM247 192V191H246ZM3 193V192H2ZM7 193V192H6ZM8 193H9V195H10V192L8 191ZM14 193V192H13ZM12 193V194H13ZM23 193V192H22ZM194 193V192H193ZM192 193V194H193ZM204 193V192H203ZM3 194H5V193H3ZM125 194V193H124ZM191 194V195H192ZM258 194V193H257ZM1 195V194H0ZM5 195H8V194H5ZM14 195V194H13ZM70 195V194H69ZM234 195V194H233ZM11 196V195H10ZM35 196V195H34ZM187 196V195H186ZM232 196V195H231ZM239 196V194L238 193H235V197H238ZM258 196V195H257ZM4 197H6V196H4ZM9 197V196H8ZM14 197V196H13ZM20 197V196H19ZM69 197V199H71V200H69V203L70 204H75V203H77V202H79V199L80 198H82V196H77V195H70V196H68ZM239 197H241V196H239ZM260 197V196H259ZM18 198V197H17ZM184 198V197H183ZM186 198V197H185ZM204 198V197H203ZM242 198V197H241ZM10 199V198H9ZM22 199V198H21ZM27 199V198H26ZM192 199V198H191ZM201 201H202V199L201 198H199ZM239 199L240 198H238V200H237V198H236V201H239ZM242 199H244V198H242ZM241 199V200H242ZM151 200V201H152ZM198 200V199H197ZM197 200L194 202V200H193V202L192 203H197ZM200 200H198V203H200L199 201ZM205 200V201H204ZM204 200L201 202V203H203V204H209V206H211V208L212 207H214V208H217V207H222L223 205V202H222V199H221V197H220V194H219V192H218V189L217 190H214V191H212V192H210V194H208V195H206V197L204 198ZM234 200H235V198H234ZM82 201V200H81ZM25 202V201H24ZM29 202V201H28ZM59 202V201H58ZM68 202V201H67ZM85 202V201H84ZM184 202V201H183ZM205 202V203H204ZM225 202V201H224ZM240 202V201H239ZM151 203V202H150ZM198 203L196 204V205H198ZM200 203V207H203V206H201L202 204ZM15 204V203H14ZM25 204V203H24ZM60 204V203H59ZM59 204H57V205H59ZM79 204V203H78ZM84 204V203H83ZM236 204V203H235ZM244 204V203H243ZM248 204V203H247ZM26 205V204H25ZM28 205V204H27ZM26 205V207L24 206L23 207V205H22V208L21 207H18V209H15L14 207H12V208H7V210H9V213L7 212V216L5 217V218H1L0 219V225L1 224H3L5 221H7L8 219H10L11 217H12V215H13V217H14V215H16V214H18L19 212H25V214L27 215L28 213H29V215L31 214V215H34V216H41L44 212H47V210H41V209H33L32 208V204H30L29 206H27ZM192 205V204H191ZM191 205H190V207H191ZM195 205V204H194ZM262 205H264V204H262ZM78 206V205H77ZM83 206V205H82ZM193 206V205H192ZM207 206V205H206ZM246 206V205H245ZM17 207V206H16ZM54 207H56V206H54ZM107 207V206H106ZM190 207H188V208H186V209H183V211H182V209L180 210V211H178V213H176V214H178V218H179V220H177V222H176V219L177 218H175V216H174V218H175V222L174 221H172V222H174L173 223V225H175L174 227L176 228V226L177 225H179V224H181V222L182 221H184V220H188V219H191V218H193L194 216H196V215H198L200 212H204L205 210L203 209V208H194L195 206H193V208H190ZM208 207V206H207ZM231 207V206H230ZM250 207V206H249ZM259 207V206H258ZM51 208V207H50ZM69 208V207H68ZM72 208V207H71ZM147 208V207H146ZM145 208V209H146ZM162 208V207H161ZM262 208V207H261ZM54 210L56 209V208H53ZM53 209H51V211H53ZM137 209H139V208H137ZM141 209V208H140ZM206 209V208H205ZM208 209V208H207ZM57 210V209H56ZM176 210V209H175ZM174 210V211H175ZM209 210V209H208ZM253 210V209H252ZM173 211V212H174ZM245 211V210H244ZM5 212V213H6ZM50 213V212H49ZM117 213V212H116ZM144 212H142V213H140V211H134L133 213H125V212H121V213H118L116 216H114V218L111 216V219H112V222H113V220H115V221H117V224L116 225H119L118 224V222H121V223H123V224H125V226L126 225H128L129 226V231H128V237H130L131 239H133V238H136V237H139L140 235H142L141 234V232L139 231V230H136V229H134L132 226H134V227H140L142 230H144V229H150V223H154V222H151L150 220H149V215H147V214H143ZM146 213V212H145ZM233 213H235V212H233ZM248 213H249V211H248ZM99 214V213H98ZM175 214V215H176ZM23 215V214H22ZM43 215H45V214H43ZM115 215V214H114ZM105 216V215H104ZM156 216V215H155ZM172 216V215H171ZM204 216V215H203ZM30 217V216H29ZM42 217V216H41ZM97 214H90V213H88V212H84V214H83V216H82V218L81 219H78V218H76L74 215L72 216L71 214L69 215L68 214V216H65V217H63L62 219L60 218V219H58V220H56L54 223H52L51 225L52 226H54L56 229H57V231H56V233H55V235H65V236H70L69 237V239H67V240H65L66 242L65 243H63L64 244V246H63V248H62V252H63V254L65 253V252H74V251H80L81 253H83V254H86V255H93V254H95L96 256L95 257H97L98 258V260H100L101 261V264H102V262L104 263V264H116L121 258H124L125 259V257H127V255L128 254H130V253H128L127 251H125L124 250V254H118V253H110V255L106 252V251H108V248H110V246H112V245H114L115 243H118L117 241L116 242H114L115 240H108L107 238L105 239V240H102L101 242H100V244L96 247V246H93V245H91L90 244V242H89V240H90V238H92V237H88V236H86L87 238H75V235L77 234L76 233V231H77V227H79V226H84L85 228L84 229H86V228H88V229H91V230H94L95 229V227L97 228V226H98V224H97ZM108 217V216H107ZM160 217V216H159ZM169 217V216H168ZM173 217V216H172ZM176 217H177V215H176ZM199 217V216H198ZM204 217H206V216H204ZM204 217H203V219H204ZM26 218V217H25ZM32 218V217H31ZM37 218V217H36ZM106 218V217H105ZM108 218H110V217H108ZM154 218V217H153ZM158 218V217H157ZM170 218V217H169ZM174 218L172 219V220H174ZM200 218V217H199ZM198 218V219H199ZM259 218H261L260 220H256L255 222H258V223H253V224H251V223H249V224H246L245 226H243V228H238V226H242V225H235V224H233L232 222H230V221H224V222H216L217 224H214V225H212V230H213V233L215 234V236H216V239H217V243L218 244H222V243H226V242H232V241H234L235 240V238L233 237V235L236 233V232H238V231H242L243 233L241 234L242 236H244V237H246L247 239H251V240H254V239H257V240H260V239H263L264 238V214L263 215H261ZM12 219V218H11ZM29 219V218H28ZM35 219V218H34ZM42 219V218H41ZM155 219L156 218H154V221H155ZM194 219H196V217L194 218ZM206 219V218H205ZM24 220V219H23ZM49 220V219H48ZM150 221V223H148L147 221ZM152 220V219H151ZM232 220V219H231ZM252 220V219H251ZM46 221V220H45ZM79 221V222H78ZM110 221V220H109ZM261 222V224H260V222ZM51 222V221H50ZM165 222V221H164ZM26 223V222H25ZM39 223V222H38ZM47 223H49V222H47ZM156 223V222H155ZM159 223H160V220H159ZM170 223H171V221H170ZM33 224V223H32ZM43 224V223H42ZM111 224V223H110ZM113 224H115V222L113 223ZM122 224V225H123ZM182 224H183V222H182ZM18 225V224H17ZM44 225L46 226V223H44ZM102 225V224H101ZM121 225V224H120ZM161 225V224H160ZM160 225H158L157 223L154 225L153 224V226H152V224H151V228L153 229V230H155V232L154 233H156V231H162L163 229H162V227L160 226ZM170 225V224H169ZM192 225V224H191ZM36 226V225H35ZM48 226H49V224H48ZM47 226V227H48ZM63 226H66L67 228H63ZM131 226V227H130ZM181 225H179L178 226V228L180 227ZM196 226V225H195ZM13 227V226H12ZM18 227V226H17ZM39 227H41V226H39ZM46 227V228H47ZM163 227H165L164 225H163ZM190 227V226H189ZM201 227V226H200ZM19 228V227H18ZM49 228V227H48ZM81 228V227H80ZM177 228V229H178ZM194 228V227H193ZM40 229V228H39ZM39 229H37V230H39ZM83 229V230H84ZM87 229V230H88ZM137 229H139V228H137ZM162 229V230H161ZM182 229V228H181ZM17 230H19V229H17ZM32 230V229H31ZM48 230H50V229H48ZM90 230V231H91ZM151 230V229H150ZM172 230V229H171ZM199 230V229H198ZM51 231V230H50ZM27 232V231H26ZM30 232H32V231H30ZM37 232V231H36ZM39 233H40V231H38ZM54 232V231H53ZM52 232V233H53ZM126 232V231H125ZM150 232H152V231H150ZM149 232V233H150ZM168 232V231H167ZM177 232V231H176ZM175 232V233H176ZM4 233H6V231H4ZM8 233V237H9V240H10V242H16V241H18L17 239H16V236H15V233H16V228H14V229H10L9 228V231L7 232ZM46 233V232H45ZM48 233H50V232H48ZM88 233V232H87ZM124 233V232H123ZM192 233V232H191ZM2 234V233H1ZM38 234V233H37ZM86 234V233H85ZM95 234V233H94ZM102 234V233H101ZM140 234V235H139ZM147 234V233H146ZM157 234V233H156ZM186 234V233H185ZM199 234V233H198ZM87 235V234H86ZM91 235V234H90ZM89 235V236H90ZM97 235V234H96ZM122 235V234H121ZM161 235V234H160ZM26 236V235H25ZM41 236V235H40ZM47 236V235H46ZM50 236V235H49ZM99 236V235H98ZM102 236V235H101ZM109 236V235H108ZM165 236V235H164ZM39 237V236H38ZM42 237V236H41ZM55 237V236H54ZM145 237V236H144ZM143 237V235H142V238H144ZM161 237V236H160ZM19 238V237H18ZM33 239V238H31L30 236L29 237H27L26 238V240H28V239ZM47 238V237H46ZM94 238H95V236H94ZM102 238H104V236L102 237ZM112 238V237H111ZM140 238H141V236H140ZM139 238V239H140ZM152 238V237H151ZM2 239V238H1ZM96 239V238H95ZM202 239V238H201ZM201 239H200V241H201ZM97 240V239H96ZM100 240V239H99ZM191 240V239H190ZM22 241V240H21ZM23 241L25 242V239H23ZM22 241V242H23ZM32 241V240H31ZM40 241V240H39ZM95 241V240H94ZM122 241V240H121ZM121 241H119V243L121 242ZM126 241V240H125ZM193 241V240H192ZM197 241H198V239H197ZM204 241V240H203ZM23 242V243H24ZM43 242V241H42ZM51 242V241H50ZM54 242V241H53ZM60 242V241H59ZM206 242V241H205ZM205 242H202V243H205ZM18 243V242H17ZM20 243V242H19ZM22 243V244H23ZM27 243V242H26ZM34 243V242H33ZM38 243V242H37ZM126 243H127V241H126ZM171 243V242H170ZM21 244V243H20ZM28 244V243H27ZM123 244V242L121 243V245ZM164 244V243H163ZM201 244V243H200ZM210 244V243H209ZM30 245V244H29ZM117 245H120V244H117ZM124 245V244H123ZM122 245V246H123ZM195 245V244H194ZM51 246V245H50ZM115 246V245H114ZM151 246V245H150ZM165 246H167V245H165ZM188 246V245H187ZM23 247H24V245H23ZM61 247V246H60ZM117 247V246H116ZM156 247V246H155ZM175 246H173V247H171V249H170V251L172 252V251H174L175 250V248H174ZM239 247V246H238ZM52 248V247H51ZM112 248H113V246L111 247V250H112ZM122 248V247H121ZM164 248H166V247H164ZM170 248V247H169ZM53 249V248H52ZM57 249V248H56ZM60 249V248H59ZM113 249H115V248H113ZM123 249V248H122ZM121 249V250H122ZM124 249H126V248H124ZM129 249V248H128ZM154 249V248H153ZM157 249H159L158 247H157ZM166 249H168V248H166ZM186 249V248H185ZM98 250V251H97ZM110 250V249H109ZM118 250V249H117ZM54 251V250H53ZM57 251H58V249H57ZM57 251H55V253H57L58 254V252ZM61 251V250H60ZM65 251V252H64ZM119 251H120V249H119ZM123 251V250H122ZM157 251V250H156ZM161 251H163L162 249H161ZM167 251H169V249L167 250ZM170 251H169V253H170ZM61 252V253H62ZM94 252V253H93ZM110 252V251H109ZM118 252V251H117ZM121 252V251H120ZM131 252V254H133L132 253V251H130ZM147 252V251H146ZM164 252V251H163ZM166 252V251H165ZM90 253H92V254H90ZM141 253V252H140ZM156 253V252H155ZM162 253V252H161ZM161 253H160V255H161ZM168 253V252H167ZM77 254V253H76ZM142 254V253H141ZM165 254V253H164ZM19 255V254H18ZM75 255V254H74ZM78 255V254H77ZM81 255V254H80ZM79 255V256H80ZM135 255V254H134ZM152 255V254H151ZM84 256V255H83ZM125 256V257H124ZM131 256H133V255H131ZM130 256V257H131ZM141 256V255H140ZM144 256V255H143ZM154 256V255H153ZM165 256V255H164ZM222 256V255H221ZM0 257H2V256H0ZM8 257V256H7ZM240 257V256H239ZM21 258H23V257H21ZM88 258V257H87ZM86 258V259H87ZM138 258V257H137ZM147 258V257H146ZM167 259V258H166ZM228 259V258H227ZM238 259V258H237ZM133 260V259H132ZM146 260V259H145ZM218 260V259H217ZM220 260V259H219ZM222 260V259H221ZM230 260V259H229ZM231 260H232V258H231ZM1 261V260H0ZM96 261V260H95ZM136 261V260H135ZM142 261V260H141ZM96 262H98V261H96ZM124 262V261H123ZM138 262V261H137ZM11 263V262H10ZM119 263H120V261H119ZM122 263V262H121ZM127 262H124V264H126ZM195 263V262H194ZM247 263V262H246ZM261 263V262H260ZM260 263H257V264H260ZM263 263V262H262ZM46 264V263H45ZM130 264V263H129ZM135 264H141V263H135ZM142 264H144V263H142ZM199 264V263H198ZM216 264V263H215Z\"/></svg>",
	"mask_w": 264,
	"mask_h": 264
}]
</instances>
